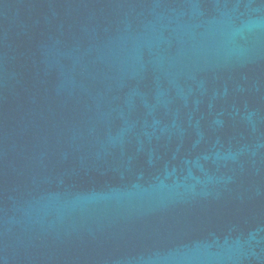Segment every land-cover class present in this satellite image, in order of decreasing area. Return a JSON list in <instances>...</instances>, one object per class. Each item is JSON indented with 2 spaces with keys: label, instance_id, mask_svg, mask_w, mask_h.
<instances>
[{
  "label": "water",
  "instance_id": "1",
  "mask_svg": "<svg viewBox=\"0 0 264 264\" xmlns=\"http://www.w3.org/2000/svg\"><path fill=\"white\" fill-rule=\"evenodd\" d=\"M0 264H264V0H0Z\"/></svg>",
  "mask_w": 264,
  "mask_h": 264
}]
</instances>
